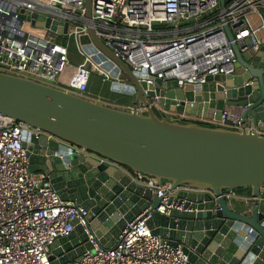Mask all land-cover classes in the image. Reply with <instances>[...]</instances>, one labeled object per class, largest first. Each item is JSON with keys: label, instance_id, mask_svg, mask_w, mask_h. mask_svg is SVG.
I'll return each mask as SVG.
<instances>
[{"label": "water", "instance_id": "water-1", "mask_svg": "<svg viewBox=\"0 0 264 264\" xmlns=\"http://www.w3.org/2000/svg\"><path fill=\"white\" fill-rule=\"evenodd\" d=\"M224 1L220 0L221 9ZM85 12L89 19L91 0H85ZM224 30L231 41L229 28ZM89 35L118 66L111 77L120 70L126 78L122 85L111 84L110 91L132 97L145 112L115 109L0 73V115L54 138L22 133L29 170L48 174L61 200L88 211L89 228L105 248L117 245L127 224L148 210L152 214L146 224L152 234L172 247L180 245L191 264H264V201L257 200L264 190V137L171 121L148 103L155 99L165 111L216 121L224 108L239 109L243 121L263 128L264 47L248 63L232 44L238 64L247 69L241 75L208 76L201 86L178 88L175 81L159 80L147 86L139 80L146 71L132 73L91 28ZM110 67L102 66L106 71ZM137 173L156 184L168 182L181 210H171L168 216L156 213L161 199L133 179ZM180 186L206 192L175 191ZM243 188H249L250 197L237 210L231 209L223 191ZM73 225L68 238L51 246L52 264H66L91 249L82 229Z\"/></svg>", "mask_w": 264, "mask_h": 264}, {"label": "built area", "instance_id": "built-area-1", "mask_svg": "<svg viewBox=\"0 0 264 264\" xmlns=\"http://www.w3.org/2000/svg\"><path fill=\"white\" fill-rule=\"evenodd\" d=\"M224 3L221 9L220 0H91L88 19L85 0H0V73L91 102L108 103L89 93L93 75L101 85L109 87L124 84L126 78H121L120 70L115 78L111 77L118 66L94 45L89 35L91 28L104 47L132 73L143 75L146 71L139 80L147 86L154 80L175 81L178 88L201 86L208 76L241 75L247 69L238 64L231 46L236 44L248 63L264 47V0ZM47 21L49 25L45 26ZM225 27L231 32V41ZM82 38L87 42L81 43ZM73 48L82 62L70 61ZM85 48H91V52ZM106 64L111 66L109 71L102 68ZM148 103L171 121L264 137V127L243 121L239 109L224 108L216 121L165 111L155 99ZM127 111L144 113L145 109L134 104ZM24 131L54 139L0 115V264H52L51 246L71 235L74 222L91 249L66 264H191L180 245L172 247L152 234L146 224L152 214L148 210L127 224L117 245H99L89 228L88 211L61 200L48 174L29 170L22 141ZM75 151L86 155L83 149ZM133 179L161 199L156 213L168 216L171 210H181L182 204L175 199V193L169 192L168 182L156 184L155 179L139 173ZM175 191L206 192L189 186ZM170 195L174 199L169 203ZM221 196L228 204L238 198L233 191H223ZM257 200L264 201V190Z\"/></svg>", "mask_w": 264, "mask_h": 264}, {"label": "crops", "instance_id": "crops-1", "mask_svg": "<svg viewBox=\"0 0 264 264\" xmlns=\"http://www.w3.org/2000/svg\"><path fill=\"white\" fill-rule=\"evenodd\" d=\"M88 91L91 95L98 96L101 99H104V101L108 102V103H106V102L105 103L104 102L99 103L98 102V104H101V105L109 106V107L119 109V110H123V111H127L128 107H131L134 105V100L132 97L117 94V93H112L110 91V87L108 85H102V86L100 85L98 88L95 86L94 79H92ZM237 197H238L237 200L232 201L229 204L230 208L233 210H237V206L242 205L243 202H246L248 200V198L250 197V194H249V197H244L241 195L240 196L237 195Z\"/></svg>", "mask_w": 264, "mask_h": 264}, {"label": "rangeland", "instance_id": "rangeland-1", "mask_svg": "<svg viewBox=\"0 0 264 264\" xmlns=\"http://www.w3.org/2000/svg\"><path fill=\"white\" fill-rule=\"evenodd\" d=\"M28 29L31 31V29L29 27H28ZM70 52H71V54H70V57L69 58H70V61L72 63L76 64L77 62H82V59L78 57L77 52H76V50L74 48ZM121 78L123 79L125 77L123 75H121ZM93 79L95 81V86L99 88V86L101 84L98 82V79H97L96 75H93Z\"/></svg>", "mask_w": 264, "mask_h": 264}, {"label": "trees", "instance_id": "trees-1", "mask_svg": "<svg viewBox=\"0 0 264 264\" xmlns=\"http://www.w3.org/2000/svg\"><path fill=\"white\" fill-rule=\"evenodd\" d=\"M90 87V85H89ZM233 192L235 194H237L238 196H244V197H249V194H250V190L249 188H243V189H240V190H233Z\"/></svg>", "mask_w": 264, "mask_h": 264}]
</instances>
